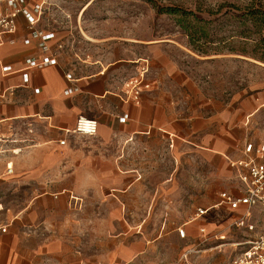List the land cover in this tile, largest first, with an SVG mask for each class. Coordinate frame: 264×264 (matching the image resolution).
Returning <instances> with one entry per match:
<instances>
[{
	"label": "crops",
	"instance_id": "obj_1",
	"mask_svg": "<svg viewBox=\"0 0 264 264\" xmlns=\"http://www.w3.org/2000/svg\"><path fill=\"white\" fill-rule=\"evenodd\" d=\"M70 1L32 0L29 5L44 8L36 28L52 34L49 45L56 66L27 65L29 58L43 55L38 40L25 43L31 32L24 16L18 17L14 33L0 31V145L21 149L19 155L0 157V187L29 186L34 193L24 210L0 212L8 227L7 233H0V264H187L189 258L212 251L208 244L227 246L226 234L232 229L259 223L262 216L264 222L262 207L246 216L245 206L232 209L221 197H243L240 176L248 170L246 163L264 160V143H253L256 137L249 127L264 113V100L236 105L202 100L190 77L170 60L156 75L148 72L144 84L151 87H143L136 97L128 81L146 60L139 59L134 71L127 59L106 62L101 49L94 56L75 54L76 22L70 24L65 7ZM75 59L79 61L73 63ZM80 117L99 122L96 136L71 133ZM159 137L172 148L178 140L185 141L203 157L220 180L219 202L208 201L213 204L197 208L176 229H162L155 239L148 238L143 227L112 228L110 221L103 227L96 218L93 227L78 226L69 211L72 198L97 203L104 188L119 192L135 187L140 182L135 173L150 163L151 146ZM249 144L255 148L251 154L246 153ZM257 149L263 150V157ZM9 163L14 175L7 174ZM199 209L206 214L195 218ZM219 211L230 218L226 234ZM84 228L89 231L83 233ZM180 229H185V238ZM261 235L264 231L255 238Z\"/></svg>",
	"mask_w": 264,
	"mask_h": 264
},
{
	"label": "rangeland",
	"instance_id": "obj_2",
	"mask_svg": "<svg viewBox=\"0 0 264 264\" xmlns=\"http://www.w3.org/2000/svg\"><path fill=\"white\" fill-rule=\"evenodd\" d=\"M153 1L159 7L192 11L207 22L214 43L192 44L178 18L159 13L149 0H73L65 3V7L71 16L70 24L76 22L72 34L73 40H77L75 54L84 52L85 57L94 56L101 49L106 62L127 59L129 68L134 71L139 59L148 60L152 76L161 70L162 63L170 60L190 77L192 89L199 90L202 100L233 105L248 99L264 100V61L242 53L256 50L264 33L253 29L252 36L244 38L241 33L246 28L242 25L243 19L235 17L239 12L234 8H246L253 1L261 2L264 7V0ZM197 24L193 18L189 26ZM262 54V50L255 53L259 57ZM249 127L256 137L253 143L263 144L264 113L251 121ZM150 155V163L140 166L135 173L140 182L128 191L104 188L103 198L97 203L72 198L74 203L69 211L81 223L77 221V225L93 227L96 218L95 222L100 220L103 227L108 221L112 228L143 227L148 238L155 239L162 229H176L187 223L197 208L213 204H207L208 201L219 202L220 180L212 175L203 157L190 149L188 143L178 140L172 148L159 137L152 144ZM33 194L29 186L0 187V212L24 210ZM219 212L223 221L221 228L226 234L230 218L224 211ZM262 217L259 223L249 224L244 229H232L230 235L226 234L227 246L217 249L219 242L208 244L212 251L189 258L187 264H231L234 257L247 248L245 243L264 231Z\"/></svg>",
	"mask_w": 264,
	"mask_h": 264
},
{
	"label": "built area",
	"instance_id": "obj_3",
	"mask_svg": "<svg viewBox=\"0 0 264 264\" xmlns=\"http://www.w3.org/2000/svg\"><path fill=\"white\" fill-rule=\"evenodd\" d=\"M32 0H0V31H6L8 33H14L17 29V19L19 16H24L29 22V28L31 35L26 39L25 43L30 44L32 40L39 41V51L43 55L42 58H29L26 63L31 68L45 69L48 67L56 66L58 64L57 58L52 55V49L49 45L53 39L52 34L43 29L36 28L38 23V17L43 14L44 8L42 4L35 3L34 7L30 8L29 5ZM149 66L148 61H145V65L141 71H138L136 76H133L128 84L133 88L135 96L137 97L142 88L149 89L151 84H144V81L148 75ZM26 82L29 81V76L26 75ZM39 92V91H38ZM71 92V91H69ZM99 122L96 119L87 117H80L76 123L75 129L71 132L78 136L93 137L98 134ZM16 142L15 140L12 141ZM1 143V140H0ZM66 141H62L61 145H65ZM255 150L253 144H249L246 147V153L251 154ZM11 152L13 155H19L21 153L20 148L5 149L0 145V157ZM256 153L263 157V150L257 149ZM244 165V163H240ZM248 170L243 173L240 178L244 185L245 195L241 198L234 197L228 193L221 195L225 204L232 209H239L245 206L247 208L246 216L255 207H262L264 210V160L257 162L251 159L246 163ZM15 170L12 163L7 165V174L14 175ZM206 214V210L199 209L195 218H200ZM239 221L238 223H241ZM237 223V224H238ZM8 232V227L5 221L0 216V233L5 234ZM205 232V230H203ZM179 235L182 238L186 237L185 229L179 230ZM246 249L241 256L236 259L232 264H264V235H261L251 241L245 243Z\"/></svg>",
	"mask_w": 264,
	"mask_h": 264
},
{
	"label": "trees",
	"instance_id": "obj_4",
	"mask_svg": "<svg viewBox=\"0 0 264 264\" xmlns=\"http://www.w3.org/2000/svg\"><path fill=\"white\" fill-rule=\"evenodd\" d=\"M151 4L158 10L159 13H166L169 15H173L178 18L179 23L182 26V30L186 33V35L192 41V44L198 43L200 41H204L205 43H214V38L208 31L207 22L203 19H199L197 15H195L192 11H187L181 8L174 7H159L153 0H149ZM238 10L239 14L235 15L237 18H242V25L245 26V30L242 31L241 35L244 38H250L252 36V30L256 29L258 32L264 33V7L261 5V2L253 1L246 8L234 7ZM213 15V13H211ZM198 22L197 26L190 27L189 23L193 20ZM252 26V29H250ZM250 36V37H249ZM256 50L252 53H249L246 50H243L242 53L244 55H252L254 58H259L261 61H264V38L261 39L259 43L256 44ZM262 50L263 54L261 57L255 55L256 51ZM198 51L202 52L201 49ZM202 53H206L203 51ZM254 53V54H253Z\"/></svg>",
	"mask_w": 264,
	"mask_h": 264
}]
</instances>
